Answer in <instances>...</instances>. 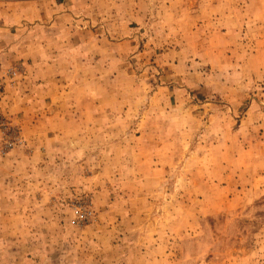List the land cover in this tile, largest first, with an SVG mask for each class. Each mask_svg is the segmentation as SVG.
<instances>
[{"label": "rangeland", "instance_id": "rangeland-1", "mask_svg": "<svg viewBox=\"0 0 264 264\" xmlns=\"http://www.w3.org/2000/svg\"><path fill=\"white\" fill-rule=\"evenodd\" d=\"M0 264H264V0H0Z\"/></svg>", "mask_w": 264, "mask_h": 264}, {"label": "built area", "instance_id": "built-area-1", "mask_svg": "<svg viewBox=\"0 0 264 264\" xmlns=\"http://www.w3.org/2000/svg\"><path fill=\"white\" fill-rule=\"evenodd\" d=\"M79 218H81L82 220L87 218V215L85 213H80Z\"/></svg>", "mask_w": 264, "mask_h": 264}]
</instances>
